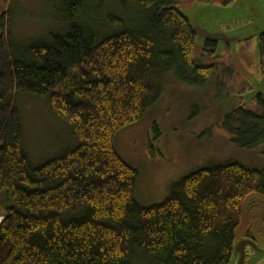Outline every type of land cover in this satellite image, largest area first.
Wrapping results in <instances>:
<instances>
[{
	"label": "trees",
	"instance_id": "trees-1",
	"mask_svg": "<svg viewBox=\"0 0 264 264\" xmlns=\"http://www.w3.org/2000/svg\"><path fill=\"white\" fill-rule=\"evenodd\" d=\"M91 4L101 0H62L66 28L22 48L3 15L0 264H230L246 199L264 197V168L211 164L174 182L162 202L143 206L135 198L139 171L114 146L116 133L159 100L167 71L189 85L209 83L216 43H197L178 0H139L141 14L108 16L107 32L82 19ZM24 92L46 99L77 138L38 165L14 106ZM221 127L239 148L264 143V96L237 103Z\"/></svg>",
	"mask_w": 264,
	"mask_h": 264
},
{
	"label": "rangeland",
	"instance_id": "rangeland-1",
	"mask_svg": "<svg viewBox=\"0 0 264 264\" xmlns=\"http://www.w3.org/2000/svg\"><path fill=\"white\" fill-rule=\"evenodd\" d=\"M245 1L253 4L256 16L242 19L239 15L226 22L217 19L210 26L238 34H243V29H264V0ZM178 2L182 10L190 13L199 12L204 4L203 0ZM139 7V0H101L100 5H88L82 19L93 30L107 32L112 29L108 16L122 20L137 17L141 14ZM6 13L9 15L6 32L19 48L67 26L62 0H11L9 3L0 0V37ZM198 17V21L204 22ZM200 57L198 60L203 64L210 61L208 53ZM211 59L216 61V70L205 86L180 81L174 70L164 73L160 78L162 94L159 100L139 121L120 129L114 137L119 155L139 171L135 198L143 206L162 202L174 182L211 164L236 160L251 168H264V143L253 148H239L221 127L225 115L240 101L246 103L247 98L243 96L255 89V81L264 77L257 43L252 39L239 42L235 49L227 46L220 57ZM14 106L20 114L23 142L32 164L38 165L77 144L71 127L54 113L46 99L24 92L15 97ZM6 204L5 193L1 192L0 217H3ZM262 215L264 197L251 195L245 201L236 239L242 238L243 226L259 225ZM260 232L259 243L263 244L264 227ZM262 254L255 251L254 258L247 264H255Z\"/></svg>",
	"mask_w": 264,
	"mask_h": 264
},
{
	"label": "water",
	"instance_id": "water-1",
	"mask_svg": "<svg viewBox=\"0 0 264 264\" xmlns=\"http://www.w3.org/2000/svg\"><path fill=\"white\" fill-rule=\"evenodd\" d=\"M200 6L199 12L190 13L180 8L179 5L175 6L177 11L188 21L193 32L196 34V40L198 44H203L206 41L217 43V48L214 57L218 58L222 55L225 46H230L232 49L237 47L239 42L251 39L257 33H264L263 28L243 29L241 33L233 31H222L218 27H211L210 24H214L215 20L220 19L223 22L235 19L239 15L242 19L252 18L254 15L253 4H248L245 0H235L231 5H220L214 3V0H207ZM207 15V16H206ZM204 22L198 21L199 17ZM222 22V23H223ZM257 30V31H256ZM259 81V82H258ZM259 95L264 96V77L262 80L255 81V89L249 93H246L243 97L247 98L246 103L250 104ZM250 240L236 239L233 246V256L230 264H235V261L239 257V264L242 263L245 255V247Z\"/></svg>",
	"mask_w": 264,
	"mask_h": 264
},
{
	"label": "flooded vegetation",
	"instance_id": "flooded-vegetation-1",
	"mask_svg": "<svg viewBox=\"0 0 264 264\" xmlns=\"http://www.w3.org/2000/svg\"><path fill=\"white\" fill-rule=\"evenodd\" d=\"M235 1V0H234ZM233 1V2H234ZM203 2H207V0H203ZM233 2H231L230 4L228 5H231ZM214 3L215 0H214ZM218 4V3H216ZM221 5V4H220ZM224 6H227V5H224ZM247 19H251V18H247ZM255 40V42L257 43V46H258V49H259V52L261 53V51L264 49V33H257L255 34L251 39L249 40H245L246 41H250V40ZM244 42V41H242ZM215 43V42H214ZM228 46V45H227ZM225 46V48L227 47ZM216 47H217V43H216ZM258 215V214H257ZM259 216V215H258ZM261 220L263 221H260L259 222V225L257 224H251L249 225L248 227H245L243 226V230L245 229L243 235H242V238L243 239H247V240H250L251 242L248 243L245 247V255H244V258H243V261L241 264H247L248 262H251L252 259L254 258V253L255 251H260L262 253H264V243L263 244H260L259 243V238H260V229L264 227V215H262V218ZM242 225V224H241ZM240 225V226H241ZM240 257V256H239ZM239 257L237 258V260L235 261V264H239ZM255 264H264V254H262V257H260L256 262Z\"/></svg>",
	"mask_w": 264,
	"mask_h": 264
},
{
	"label": "bare ground",
	"instance_id": "bare-ground-1",
	"mask_svg": "<svg viewBox=\"0 0 264 264\" xmlns=\"http://www.w3.org/2000/svg\"><path fill=\"white\" fill-rule=\"evenodd\" d=\"M3 217H0V222L2 221Z\"/></svg>",
	"mask_w": 264,
	"mask_h": 264
}]
</instances>
